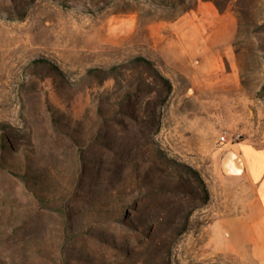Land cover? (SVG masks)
Listing matches in <instances>:
<instances>
[{
	"label": "rangeland",
	"instance_id": "374dc122",
	"mask_svg": "<svg viewBox=\"0 0 264 264\" xmlns=\"http://www.w3.org/2000/svg\"><path fill=\"white\" fill-rule=\"evenodd\" d=\"M247 139L264 0H0V264H264Z\"/></svg>",
	"mask_w": 264,
	"mask_h": 264
},
{
	"label": "crops",
	"instance_id": "0c3cea01",
	"mask_svg": "<svg viewBox=\"0 0 264 264\" xmlns=\"http://www.w3.org/2000/svg\"><path fill=\"white\" fill-rule=\"evenodd\" d=\"M240 143V156L244 165L243 174L249 183L255 187V196L248 203V208H254V214L244 218L248 224L264 226V145L255 147L250 139ZM235 173H241V166L236 157H232L229 165ZM240 177V176H239Z\"/></svg>",
	"mask_w": 264,
	"mask_h": 264
},
{
	"label": "built area",
	"instance_id": "2783aa9c",
	"mask_svg": "<svg viewBox=\"0 0 264 264\" xmlns=\"http://www.w3.org/2000/svg\"><path fill=\"white\" fill-rule=\"evenodd\" d=\"M239 137H240V134H237L236 138H239ZM218 141H219L220 144H223V143H225L227 141V132L226 131L222 132L220 134Z\"/></svg>",
	"mask_w": 264,
	"mask_h": 264
}]
</instances>
